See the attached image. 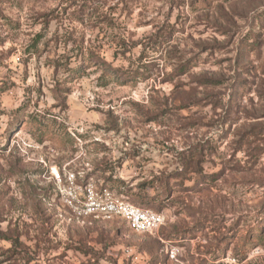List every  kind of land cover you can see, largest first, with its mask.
<instances>
[{
  "label": "rangeland",
  "instance_id": "obj_1",
  "mask_svg": "<svg viewBox=\"0 0 264 264\" xmlns=\"http://www.w3.org/2000/svg\"><path fill=\"white\" fill-rule=\"evenodd\" d=\"M53 167L165 225L79 224ZM0 233V264H264V0H0Z\"/></svg>",
  "mask_w": 264,
  "mask_h": 264
},
{
  "label": "built area",
  "instance_id": "obj_2",
  "mask_svg": "<svg viewBox=\"0 0 264 264\" xmlns=\"http://www.w3.org/2000/svg\"><path fill=\"white\" fill-rule=\"evenodd\" d=\"M81 174L71 169L51 168L53 191L68 209L72 219L81 225L93 220H123L135 234H153L165 225V216L136 206L117 195L103 182L80 181Z\"/></svg>",
  "mask_w": 264,
  "mask_h": 264
},
{
  "label": "trees",
  "instance_id": "obj_3",
  "mask_svg": "<svg viewBox=\"0 0 264 264\" xmlns=\"http://www.w3.org/2000/svg\"><path fill=\"white\" fill-rule=\"evenodd\" d=\"M81 62H82V63H80V65L77 67V69H75V71H74L75 73H77V72H79V71L85 72V70H87V69L89 68L87 65H85V64H86V59H85V58H83ZM103 64H106V62L104 61ZM107 68H108L109 70H112V74H110L109 77H112V76H115V75L118 74V73H117V70L112 69L110 65H108ZM182 68H184V65L182 66ZM56 71H58L57 68H56ZM257 132H259V135H260V126H259V130H258ZM40 143H44V142H43L42 140H40ZM100 182H102V181H100ZM103 183H104V182H103ZM104 184L107 185L106 183H104ZM110 188H111V187H110ZM111 189H112V188H111ZM112 190H113V189H112ZM116 194H117V193H116ZM117 195H120V196H123L124 198H126L122 193L117 194ZM126 199H127V201H129L128 198H126ZM129 202H130V201H129ZM130 203H131V202H130ZM132 204H133V203H132ZM144 209H145V208H144ZM0 236H4L3 233H0ZM3 238H5V237H3ZM12 240H13L14 242H18L17 238H13ZM16 240H17V241H16Z\"/></svg>",
  "mask_w": 264,
  "mask_h": 264
}]
</instances>
